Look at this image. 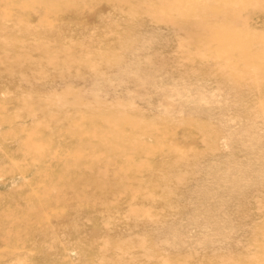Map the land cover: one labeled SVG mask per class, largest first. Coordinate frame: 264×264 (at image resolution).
Instances as JSON below:
<instances>
[{
	"label": "rangeland",
	"instance_id": "obj_1",
	"mask_svg": "<svg viewBox=\"0 0 264 264\" xmlns=\"http://www.w3.org/2000/svg\"><path fill=\"white\" fill-rule=\"evenodd\" d=\"M0 264H264V0H0Z\"/></svg>",
	"mask_w": 264,
	"mask_h": 264
},
{
	"label": "bare ground",
	"instance_id": "obj_2",
	"mask_svg": "<svg viewBox=\"0 0 264 264\" xmlns=\"http://www.w3.org/2000/svg\"><path fill=\"white\" fill-rule=\"evenodd\" d=\"M254 19H255V18H254ZM254 19H251L250 22H251V21L253 22ZM257 19H258V18H257ZM256 21H258V20H256ZM258 22H259V21H258ZM258 22H257V24H258ZM259 23H260V22H259Z\"/></svg>",
	"mask_w": 264,
	"mask_h": 264
}]
</instances>
